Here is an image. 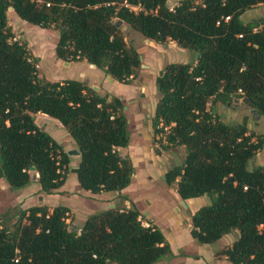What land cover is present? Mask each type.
I'll list each match as a JSON object with an SVG mask.
<instances>
[{
    "label": "trees",
    "instance_id": "1",
    "mask_svg": "<svg viewBox=\"0 0 264 264\" xmlns=\"http://www.w3.org/2000/svg\"><path fill=\"white\" fill-rule=\"evenodd\" d=\"M259 4L264 0H0V177L19 189L37 173L40 190L54 193L73 171L80 188L98 193L121 191L134 171L124 152L130 133L123 101L85 80L40 76L27 42L12 39L9 8L58 31L57 58L85 60L124 84L141 66L128 32L174 41L199 56L166 62L155 77V152L185 149L165 181L176 182L182 199L211 197L190 217L196 243L237 231L220 253L232 264H264V165L249 166L263 141L252 140L245 123L224 122L208 108L210 101L246 97L264 115V17L241 18ZM37 113L66 128L79 153L75 167L63 144L37 124ZM68 209L35 205L9 223L0 220V264H154L173 256L162 231L143 225L133 203L92 214L81 226L66 220Z\"/></svg>",
    "mask_w": 264,
    "mask_h": 264
},
{
    "label": "crops",
    "instance_id": "2",
    "mask_svg": "<svg viewBox=\"0 0 264 264\" xmlns=\"http://www.w3.org/2000/svg\"><path fill=\"white\" fill-rule=\"evenodd\" d=\"M177 1L169 0L171 3ZM9 11L13 13L11 15L18 17L12 8H9ZM263 17L264 4L246 9L241 15L244 22ZM147 40L150 42V39ZM153 45H159L156 51L160 53L158 48H161L162 44ZM28 46L39 58V64H41L43 61L37 49L30 43ZM168 46L176 52L185 53L186 56L183 60L180 56L179 61L170 59L167 62L196 60L195 52L177 46L174 41H168ZM157 53L141 54L142 59L148 63V69L140 76V84L120 83L95 66H90L85 60L69 61L68 64H64L65 61L56 57L69 68V75L65 78L85 80L92 87L97 86L98 92L117 96L123 101V112L127 118L130 133L129 143L124 152L128 154L134 168L132 181L119 192L92 193L80 188L76 173L69 171L57 192L45 193L40 190L37 173L30 184L19 189L10 188L7 181L0 177V220H6L9 223L15 219V214L19 209H27L35 205H46L49 210L57 205H64L69 208L66 220L76 226H81L84 220L92 214L112 208L116 204L128 208L133 203L142 215V224L156 225L164 234L173 253L171 258L161 259L154 264H232L220 251L231 245L237 237L235 235L237 231L226 233L213 243H196L190 232V217L198 208L206 204V199L204 195L182 199L177 192L176 182L167 184L165 181V174L172 165L182 163L185 149L183 146H178L169 151H161V153H156L154 149L151 117L158 99L155 77L166 63L158 61ZM151 57L154 59L153 63ZM137 95L143 99L137 100L135 97ZM209 106L214 108L224 122L245 123L248 132L253 134L252 140L262 139L263 146L250 159L249 166L264 165V115L257 114L256 109L253 110L241 99L237 102L234 100L232 103L216 101L212 104L210 101L208 108ZM40 114H36V122L41 128L61 142L64 150L76 149L74 140L57 119L41 114L42 117L38 120ZM78 160L79 153L72 154L70 167H75Z\"/></svg>",
    "mask_w": 264,
    "mask_h": 264
},
{
    "label": "rangeland",
    "instance_id": "3",
    "mask_svg": "<svg viewBox=\"0 0 264 264\" xmlns=\"http://www.w3.org/2000/svg\"><path fill=\"white\" fill-rule=\"evenodd\" d=\"M13 13H10V11H7V16L9 20V24L12 28L13 35L17 40H24L28 43L32 44L37 49V53L40 54L42 61L39 65V74L41 76L47 78L48 80H60V78H65L69 74V68L62 64L61 61L56 59V55L54 52L55 43L57 41L58 37V31L54 28H42L36 25H31L27 23L26 21L19 19L18 17H15V15H11ZM127 38L131 39L133 45L136 47V49L139 51L140 54L147 53H157V46L159 45H153V44H162L158 43L154 40H148L144 38L142 35H140L138 32H135L131 30L127 33ZM150 45H153V47H150ZM174 48L175 45H173ZM33 47V48H34ZM28 48L31 50V48L28 46ZM160 53L158 54V61L161 62H167L170 59H174L173 61H179L178 57H183L181 60L184 59L186 56L183 52H176L175 49L170 48L168 46V42L161 45V48H158ZM32 52V50H31ZM178 54V56H176ZM152 63L154 62V59L151 57ZM65 64V63H64ZM90 66H94L92 64H89ZM148 66V63L145 62L143 59H141V66L139 68V71L136 75V77L130 82H135L136 84H140V76L143 74V72L146 73V69ZM137 100H142L143 98L139 95L135 96ZM42 115L40 114L38 116V120ZM154 149L155 147H159L158 143H154ZM72 154H70L71 156Z\"/></svg>",
    "mask_w": 264,
    "mask_h": 264
},
{
    "label": "water",
    "instance_id": "4",
    "mask_svg": "<svg viewBox=\"0 0 264 264\" xmlns=\"http://www.w3.org/2000/svg\"><path fill=\"white\" fill-rule=\"evenodd\" d=\"M198 56H199V53H196V54H195V57L197 58ZM140 59H142V57H140ZM65 64H68V62L65 61ZM93 88H94L95 90H97V86H93ZM105 96H107V94H105ZM235 101L237 102L238 99H235ZM241 101L244 102V103H246V104L248 103V99H247L246 97L241 98ZM253 110H255V108H253ZM68 154H69V155H70V154H78V151H77L76 149L69 150V151H68ZM32 169H34V167H32ZM204 197H205V199H206V203H207V204H210V203H211V197H210L207 193L204 194ZM235 235L237 236V233H236V232H235Z\"/></svg>",
    "mask_w": 264,
    "mask_h": 264
},
{
    "label": "built area",
    "instance_id": "5",
    "mask_svg": "<svg viewBox=\"0 0 264 264\" xmlns=\"http://www.w3.org/2000/svg\"><path fill=\"white\" fill-rule=\"evenodd\" d=\"M12 39H13V40H17V39L14 37V35H13ZM239 91H240V89H239ZM16 260H17V259H16Z\"/></svg>",
    "mask_w": 264,
    "mask_h": 264
}]
</instances>
